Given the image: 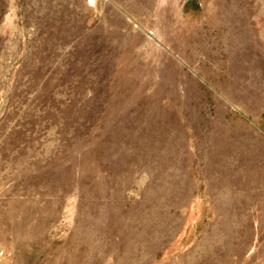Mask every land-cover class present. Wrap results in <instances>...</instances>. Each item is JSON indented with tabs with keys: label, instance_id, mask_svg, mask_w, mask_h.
Wrapping results in <instances>:
<instances>
[{
	"label": "rangeland",
	"instance_id": "374dc122",
	"mask_svg": "<svg viewBox=\"0 0 264 264\" xmlns=\"http://www.w3.org/2000/svg\"><path fill=\"white\" fill-rule=\"evenodd\" d=\"M0 264H264V0H0Z\"/></svg>",
	"mask_w": 264,
	"mask_h": 264
}]
</instances>
